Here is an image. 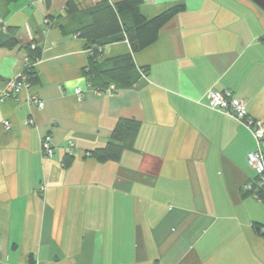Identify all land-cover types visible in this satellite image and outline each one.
<instances>
[{
    "label": "crops",
    "instance_id": "0c3cea01",
    "mask_svg": "<svg viewBox=\"0 0 264 264\" xmlns=\"http://www.w3.org/2000/svg\"><path fill=\"white\" fill-rule=\"evenodd\" d=\"M38 1L0 0V31L14 27L18 39L0 47V264L30 254L39 264H264L252 227L264 225V204L242 189L256 175L255 140L205 104L210 90H230L264 122V11L251 0H144L147 18L183 9L140 51L126 40L103 47L145 70L106 91L86 89L85 40L48 23ZM29 42L41 49L38 82L6 94ZM120 118L140 123L135 149L90 157Z\"/></svg>",
    "mask_w": 264,
    "mask_h": 264
},
{
    "label": "trees",
    "instance_id": "16d2710c",
    "mask_svg": "<svg viewBox=\"0 0 264 264\" xmlns=\"http://www.w3.org/2000/svg\"><path fill=\"white\" fill-rule=\"evenodd\" d=\"M144 0H39L47 22H56L64 35L75 34L85 40L88 50L87 63L82 74L88 85L96 89L131 87L141 76L144 69H138L131 53L112 58H104L103 47L111 42L126 40L132 52H137L151 43L160 27L183 9V5H173L157 15L147 18L140 11ZM62 11V13H60ZM17 29L7 27L0 31V47H13L18 44ZM33 42L23 46L30 59L24 66L23 75L28 85L38 82L35 65L41 49ZM140 123L134 119L120 118L113 127L110 138L104 145L87 150L86 153L99 162L118 160L125 150L135 149ZM71 160L65 157V164ZM246 185V184H245ZM242 189L246 195H255L264 204V187L259 186L255 175L249 188ZM254 231L264 236V225L254 221ZM27 264H39L32 254Z\"/></svg>",
    "mask_w": 264,
    "mask_h": 264
},
{
    "label": "built area",
    "instance_id": "2783aa9c",
    "mask_svg": "<svg viewBox=\"0 0 264 264\" xmlns=\"http://www.w3.org/2000/svg\"><path fill=\"white\" fill-rule=\"evenodd\" d=\"M3 29H5V26H3ZM31 48H34V44H31ZM26 64H29V60H26ZM26 85L27 83L25 77L22 74L18 76V78L8 80L6 82V90L4 92L6 94H16ZM111 88H113V86L107 87L105 90L108 91ZM86 89H93V87L88 85ZM74 93L79 96L81 94L80 88H75ZM35 101L38 108L43 107L44 103L42 100L36 99ZM205 104L209 108L223 112L236 120H239L250 130L255 140V148L248 152L247 161L256 173L258 185L264 187V122L251 117L247 111L245 102L234 96L230 90H224L223 92L210 90L207 93V102ZM3 125L6 130L10 129L11 124L9 120H4ZM42 151L44 156L51 157L54 154L52 140L49 135L44 137L42 142ZM249 187L250 184L245 185V188Z\"/></svg>",
    "mask_w": 264,
    "mask_h": 264
},
{
    "label": "water",
    "instance_id": "95a60500",
    "mask_svg": "<svg viewBox=\"0 0 264 264\" xmlns=\"http://www.w3.org/2000/svg\"><path fill=\"white\" fill-rule=\"evenodd\" d=\"M251 1L264 11V0H251Z\"/></svg>",
    "mask_w": 264,
    "mask_h": 264
}]
</instances>
